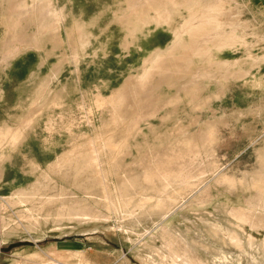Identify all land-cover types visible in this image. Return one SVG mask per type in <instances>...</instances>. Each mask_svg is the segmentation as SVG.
I'll use <instances>...</instances> for the list:
<instances>
[{"label":"rangeland","instance_id":"374dc122","mask_svg":"<svg viewBox=\"0 0 264 264\" xmlns=\"http://www.w3.org/2000/svg\"><path fill=\"white\" fill-rule=\"evenodd\" d=\"M0 170V264H264V0H0Z\"/></svg>","mask_w":264,"mask_h":264},{"label":"bare ground","instance_id":"6f19581e","mask_svg":"<svg viewBox=\"0 0 264 264\" xmlns=\"http://www.w3.org/2000/svg\"><path fill=\"white\" fill-rule=\"evenodd\" d=\"M49 3V2H48ZM46 10H48L47 8H45ZM45 10V11H46ZM45 13V12H44ZM49 15H51V13H49ZM55 15V14H54ZM163 15V14H162ZM160 16V14H158V19L161 17H159ZM164 16H166V15H164ZM168 16H170L169 14H168ZM43 17V16H42ZM167 17V16H166ZM164 18V17H163ZM162 20V19H161ZM159 21H160V19H159ZM213 20L212 19H206V20H204V23H202V26H198V27H195L194 29H192L191 30V32H190V34H191V37L193 38V45H194V47L195 46H197L198 44H199V39L203 36L205 39H206V42H208V39H210L211 37L210 36H213V34L215 35V34H218V33H220V29L217 27H213L211 30H209L208 28L207 29H205V27L204 26H207V24H209V25H213ZM204 24H206V25H204ZM204 25V26H203ZM203 27V28H202ZM221 36V35H220ZM223 36V35H222ZM211 40V39H210ZM209 40V41H210ZM200 41H202V39L200 40ZM215 44H216V42H215ZM214 44V45H215ZM221 47V46H220ZM199 48V47H198ZM195 50H196V48H195ZM162 58V57H161ZM160 59V58H159ZM158 59V60H159ZM163 59V58H162ZM159 60L157 63L155 62L154 64V66H152V68L149 70V71H147L146 73H145V75L144 76H142L139 80H134V79H130L128 82H127V84L122 88V89H120L119 91H117L116 92V94L113 96L112 95V97H111V99L114 101V100H118V98L120 97V96H122L123 94L125 95V93H127L128 94V92H133L134 93V96H135V94H138V92L139 91H142L144 88H147V87H150V88H148V89H151V87H153V85L155 84L154 83V80H155V77H154V75L156 74V72H158L160 69H162L163 67H162V64L164 63H162V61L163 60ZM166 69V68H165ZM168 69V68H167ZM162 71V70H161ZM168 72H169V69H168ZM159 73V72H158ZM157 73V74H158ZM167 72L165 71V74H163V79H165V78H167V76H168V78H169V76H171L172 74H170V72L168 73V74H166ZM170 74V75H169ZM167 78V79H168ZM156 81V80H155ZM156 85V84H155ZM147 89V90H148ZM146 91V90H145ZM147 92V91H146ZM141 93V92H140ZM144 94H145V92H144ZM143 94V96L142 97H146L145 95ZM133 95V94H132ZM138 96H140L141 97V95H136V97L135 98H137ZM143 98V99H144ZM99 99V98H98ZM138 100V99H137ZM141 100V98L138 100V101H140ZM137 101V102H138ZM141 102V101H140ZM136 106H137V104H136ZM11 136V135H10ZM165 177H167V176H165ZM261 200V199H260ZM256 201V200H255ZM256 205V204H255ZM238 209V208H237ZM237 209H234L233 210V212L234 213H238V217H240L243 221H250L251 223H253V225H254V227H258V226H260V225H263L262 223V218L260 217V216H258V215H248L247 214V212L246 213H244V211H240V210H237ZM250 212V211H249ZM252 212V211H251ZM88 211H84V214L85 215H87L88 216ZM254 214V213H253ZM235 216H237V215H235ZM237 217V218H238ZM240 221V220H239ZM243 223H246V222H243ZM250 223V224H251ZM252 225V224H251ZM55 264H56V262H55Z\"/></svg>","mask_w":264,"mask_h":264},{"label":"crops","instance_id":"0c3cea01","mask_svg":"<svg viewBox=\"0 0 264 264\" xmlns=\"http://www.w3.org/2000/svg\"><path fill=\"white\" fill-rule=\"evenodd\" d=\"M2 173V171L0 170V174ZM2 176V174L0 175V177ZM1 178H3V176L1 177Z\"/></svg>","mask_w":264,"mask_h":264}]
</instances>
